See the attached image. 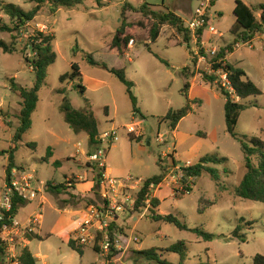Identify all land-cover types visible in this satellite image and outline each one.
Listing matches in <instances>:
<instances>
[{
	"label": "rangeland",
	"instance_id": "374dc122",
	"mask_svg": "<svg viewBox=\"0 0 264 264\" xmlns=\"http://www.w3.org/2000/svg\"><path fill=\"white\" fill-rule=\"evenodd\" d=\"M235 1L217 0L210 6L209 0H102L106 6L100 8L96 6V0H83L74 7L58 8L55 13L44 6L22 29H0V40L16 48L10 52L0 48V189L6 182L7 150L13 143L18 124L16 116L20 110V98L10 90V78L30 87L34 74L24 59L33 56L26 47L28 37L37 31L54 36L52 44L56 59L48 66L44 84L38 91L31 127L17 142L14 152L17 170L34 171L36 179L42 182L37 184L40 191L36 198L25 201L16 213V218L22 222L41 212L36 232L44 239L33 238L26 244L36 264H97V253L91 245H82L80 255L68 246L63 234L71 232L85 219L87 211L85 213L82 208L87 210L92 203L101 204L96 183H89L94 176L92 171L95 174L100 172L88 158L96 148L106 150V164L112 168L113 175H131L144 182L147 177L162 171L165 182L159 189H151V195L158 189L159 211L174 215L188 227L180 229L173 223L153 220L147 208L136 212L133 205H128L116 223L122 229V236L137 238L125 251L126 263L157 264L155 260L136 253L153 247L161 259L178 264L181 254L165 249L180 241L185 245L182 264H251L254 255H264V203L234 194V188L245 171L241 141L248 144H251V138L264 141V30L255 33L247 44L238 42L239 46L229 55V62L243 69L246 77L262 92L243 101L246 108L235 125L236 137L226 131L224 98L217 86L200 78L199 72L212 73L211 55L202 44H197L191 31L188 44H184L182 33L164 26L153 43L140 40L127 46L126 50L121 47V51L110 47L122 18L123 5L137 7L146 2L156 10L173 11L187 24L204 2L209 24L214 28V31L204 28V31L211 34L208 36L212 44L210 48L218 51L233 40L229 28L235 21ZM241 1L254 8L263 2ZM0 2L14 3L26 11L35 5L32 0ZM124 14L127 21L140 17L128 6ZM255 15L259 18L258 12ZM0 24L13 26L1 9ZM89 55L98 64L89 63ZM197 56H204V59L198 61ZM72 63L79 66L81 80L61 82L59 77L71 71ZM102 64L108 68L125 69L126 77L133 82L132 91L141 114L133 113L125 86ZM185 67L197 75L188 77L192 85L187 91L188 97L195 102L191 104L192 111L177 124L176 137L174 130L159 121L170 109L186 103L181 93L186 81L181 69ZM223 81L221 78L220 82ZM79 82L85 87L83 94L75 86ZM64 95L75 109L84 108L85 98L91 104L100 139L96 145L90 147L85 132H75L64 120L60 109ZM130 126L135 131H128ZM111 129L117 130V137L109 143L101 135ZM48 147L52 155L44 161ZM206 155L225 158L221 163L210 164L219 170V182L204 171L190 179L194 184L186 193L180 169L173 166L174 160L183 167ZM160 160H163L161 167ZM56 161L59 163L54 164ZM256 161L253 157V162ZM173 175H176L177 182L171 181ZM47 181L53 185L64 184L67 189L57 193L46 187ZM74 187L81 189L80 195L72 193ZM209 201L214 204L208 205ZM237 225L241 228L239 237L233 235ZM192 228L202 229L213 237L207 241L192 232ZM121 243L124 244L123 240Z\"/></svg>",
	"mask_w": 264,
	"mask_h": 264
},
{
	"label": "trees",
	"instance_id": "16d2710c",
	"mask_svg": "<svg viewBox=\"0 0 264 264\" xmlns=\"http://www.w3.org/2000/svg\"><path fill=\"white\" fill-rule=\"evenodd\" d=\"M35 5L32 9L26 11L22 9L19 5L14 3H2L0 2L1 11L7 15L13 22V26H8L7 24H0V29L7 31H13L17 29H22L25 24L32 21L41 9L46 6L51 13H55L58 8H70L80 4L83 0H32ZM217 0H209V5L213 6ZM129 9L140 14L139 18H133L130 21L126 20L124 14L127 6H122L121 10V21L116 28L113 37L110 42L111 48H116L121 51V47L125 50L127 49L130 40L137 42L140 40L155 42L159 35L162 33V28L164 26L175 29L178 33H182L184 44H188L191 39V33L184 23V20L170 10H156L153 5L147 4L146 2L140 3L137 7L126 4ZM97 7H104L102 0H96ZM255 12L259 13V18H256ZM233 13L235 16V21L229 28V32L233 35V40L221 47L216 51L215 55L211 56V74L205 72H199L200 78L207 83L215 84L224 98V121L226 126V131L231 136L236 137L235 125L238 121L240 113L246 108L244 100L251 96L260 95L262 92L259 87L248 77L243 69L235 66L234 64L226 60V56L232 54L235 50V46L238 42L246 43L250 41L254 34L264 30V0L262 3L258 4L255 8L250 7L241 0H236L233 8ZM204 32V27L199 28L195 35L197 39V44L200 45L202 35ZM54 36L52 34L37 31L28 37L26 42V47L30 48L33 56H25V61L29 64L34 74L33 83L30 87L22 86L14 81V78H10V90L18 95L20 98V110L17 113L18 124L15 128L13 135V143L7 150L8 154V165L6 168L5 180L10 181L12 168L15 167L14 162V152L16 150V145L19 140L22 139L23 134L31 127V116L36 108V103L38 101V91L44 84V80L47 73V68L56 59V53L53 50L52 41ZM0 48L4 52L14 51L16 48L14 46L7 45L4 41L0 40ZM149 52L152 53L151 48L147 45ZM157 56V55H156ZM87 60L91 64H98L91 55L87 57ZM193 63L196 62L195 59L192 60ZM109 72L114 74L119 81L125 86V92L132 104L133 113L141 114L137 103L136 97L133 94L132 87L133 82L130 81L125 74V69L121 68H108L102 64ZM217 71H222L226 74L225 85L220 82V77L217 75ZM181 75L184 80L183 88L181 93L185 96L186 103L177 109H170L164 116L160 119V123L165 122L168 129L175 130L179 121L187 116L192 111V103L188 97V90L190 89L191 82L188 77L193 76L194 73L189 71V68L185 67L181 69ZM61 82L66 80L76 81L81 80V73L77 63L71 64V71L69 73L62 74L59 77ZM81 94L85 92V87L81 82L75 85ZM58 91H63V89H58ZM65 91V90H64ZM238 98V100H237ZM199 103V100L196 101ZM60 109L63 113L64 120L75 132H85L88 135L89 146L92 147L96 145L99 139V132L97 126V120L94 116L91 104L85 98V106L82 109H75L70 102L68 96L64 95L62 99V104ZM107 113V108H105ZM205 136V135H204ZM134 139L133 137H130ZM248 144L241 141V148L244 154V173L243 176L234 188V194L237 197L249 199L253 201H259L264 203V141L256 138H251ZM34 145V143H32ZM52 155V150L50 147L47 148L46 154L43 157L44 161H48L49 157ZM253 157H256L257 161L253 162ZM225 158H218L213 156H202L198 159L196 163L183 168V178L182 183H186L187 180L192 177H198L202 172H207L211 179L217 183L220 180V172L218 169L212 167L210 164L221 163ZM162 161H159V166H162ZM173 161V157H172ZM59 162H54L58 164ZM174 163L176 161L174 160ZM163 179V173L147 177L144 180L143 186L137 193L133 204V211L139 212L143 208H146V200L150 196L149 185L151 183L158 184ZM194 184V181L192 182ZM47 188H51L59 193L62 190L67 189L64 184L53 185L47 181ZM188 190L191 191L192 188L188 186ZM97 194V193H96ZM25 203V199L15 196L12 201V214L16 215L19 207ZM214 204V201H209L208 205ZM148 210L151 213L153 220L164 221L168 223H173L180 229H188L185 223H182L177 217L172 214H164L159 211L160 200L157 197H150L148 203ZM240 226L237 225L233 231L234 236H241L238 234ZM121 231L122 229L118 227L117 224L112 223L110 227V236L113 237L115 231ZM192 232L202 235L205 240L210 241L213 237L211 233H208L199 228L190 229ZM28 240L36 238L38 240H43L44 238L39 236L36 232L29 234ZM68 246L77 251L80 255L83 252L82 245L77 244L71 238L67 242ZM156 248H149L137 251L136 253L142 255L147 259H152L157 262V264H171L164 259H161L160 255L156 253ZM167 251L179 252L181 254L182 264L183 256L185 254V245L183 241L177 242L169 246ZM3 251L0 242V253ZM20 261L21 264H36L34 256L32 255L29 248L25 245L20 249ZM251 264H264V255L256 254L252 258Z\"/></svg>",
	"mask_w": 264,
	"mask_h": 264
},
{
	"label": "built area",
	"instance_id": "2783aa9c",
	"mask_svg": "<svg viewBox=\"0 0 264 264\" xmlns=\"http://www.w3.org/2000/svg\"><path fill=\"white\" fill-rule=\"evenodd\" d=\"M207 4L201 2L199 8L195 10V15L187 22L192 36L196 37V31L201 28H207L214 31L206 14ZM211 22V20H210ZM249 42V41H248ZM246 42L245 44H247ZM134 42L130 40L128 45ZM239 46V43L235 47ZM209 55L213 56L216 53L215 48L207 50ZM198 61L204 59V56H197ZM211 65V63H210ZM217 75L226 83V74L222 71H217ZM128 131H135L133 126H130ZM101 137L112 143L117 137V130L111 129L102 133ZM88 158L93 161L100 172L96 177V186L98 187V195L101 199L100 203H92L87 206V217L79 222L77 226L70 232V238L79 245H91L97 253L98 264H128L125 262V251L131 242L135 243L137 238L131 235H121L119 230L115 231L113 237L110 236V227L112 223H117V219L126 211L127 206H132L135 201L137 191L143 186L142 178H134L131 175L124 177L112 176L106 170L107 154L105 149L96 148L94 152L88 155ZM173 162V161H172ZM176 169H180V178L182 182L183 168L188 167L185 164L179 167L177 163L173 164ZM176 175L172 176L171 181L177 182ZM190 177L185 184V192L189 193L188 186H193V181ZM165 181V178L162 179ZM162 181L158 184L151 183L149 192L155 187H159ZM38 181L34 175V171L29 172L25 169L12 168L9 182H5L0 189V242L3 251L0 253V264H21L20 249L28 242V235L36 232L41 222V212L29 216L25 221H20L16 215L12 214V201L15 196H19L25 201H30L36 198L40 189ZM180 185L181 187L183 185ZM153 197L150 194L149 198ZM149 198L146 200V208H148ZM133 207V206H132ZM123 240V243L122 242Z\"/></svg>",
	"mask_w": 264,
	"mask_h": 264
},
{
	"label": "crops",
	"instance_id": "0c3cea01",
	"mask_svg": "<svg viewBox=\"0 0 264 264\" xmlns=\"http://www.w3.org/2000/svg\"><path fill=\"white\" fill-rule=\"evenodd\" d=\"M209 34L210 33H208V32H206V31H204V33H203V35H202V39H201V41H200V44H202L206 49L205 50H209V49H211L210 47L212 46V44L210 43V41L208 40V36H209ZM211 35V34H210ZM210 37V36H209ZM129 46V45H128ZM226 60L229 62V55L228 56H226ZM193 76H197V75H193ZM192 87V85H190V88ZM177 127V126H176ZM174 133H175V135H176V137H177V129H175L174 131H173ZM86 134V133H85ZM86 136H87V139H88V135L86 134ZM84 153V152H83ZM85 154V153H84ZM107 160V159H106ZM13 168H17L16 166L15 167H13ZM21 169H23V168H21ZM106 170H107V172H109L110 174L112 173V176H115V177H120L121 175H113V170H112V168L111 167H109V166H107V164H106ZM92 174L94 175L93 177H92V180H90L89 181V183H96V177H97V174H95V173H93V171H92ZM91 174V175H92ZM165 181H162V183H161V185L164 183ZM88 185H90V184H88ZM160 185V186H161ZM159 189V188H158ZM155 190L154 192H153V197H157L158 199H159V195H158V192H159V190ZM81 189H79V188H77V187H74V189L72 190V193H74V194H81ZM80 192V193H79ZM83 195V194H82ZM160 200V199H159ZM82 210L86 213V210L85 209H83L82 208ZM162 213V212H161ZM86 217H87V213H86ZM85 217V218H86ZM28 218V217H27ZM26 220V219H25ZM24 220V221H25ZM37 233V232H36ZM38 234V233H37ZM63 234L65 235V241L66 242H68V240L70 239V231H68V232H63ZM39 235V234H38ZM40 236V235H39ZM27 244V243H26ZM93 248V247H92ZM135 249L137 250V249H139V248H136L135 247ZM93 250H94V248H93ZM95 251V250H94ZM96 262H97V260H96ZM97 264H98V262H97Z\"/></svg>",
	"mask_w": 264,
	"mask_h": 264
}]
</instances>
